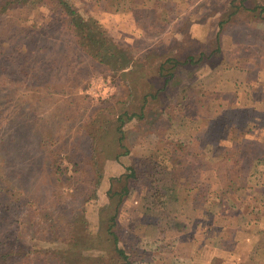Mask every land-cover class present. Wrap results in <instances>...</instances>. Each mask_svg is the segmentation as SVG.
I'll return each mask as SVG.
<instances>
[{
    "label": "rangeland",
    "instance_id": "374dc122",
    "mask_svg": "<svg viewBox=\"0 0 264 264\" xmlns=\"http://www.w3.org/2000/svg\"><path fill=\"white\" fill-rule=\"evenodd\" d=\"M68 1L133 62L91 59L46 4L0 16V202L21 199L18 216V204L7 213L0 203V240L29 215L28 248L94 264L112 243L111 180L132 167L120 246L135 264H209L194 257L213 227L235 223L248 198L253 219L264 211V0ZM97 113L121 124L129 152L117 158L118 130L96 145L100 178L88 128ZM77 214L89 228L75 240L67 229ZM197 221L211 229L193 230Z\"/></svg>",
    "mask_w": 264,
    "mask_h": 264
},
{
    "label": "trees",
    "instance_id": "16d2710c",
    "mask_svg": "<svg viewBox=\"0 0 264 264\" xmlns=\"http://www.w3.org/2000/svg\"><path fill=\"white\" fill-rule=\"evenodd\" d=\"M242 1L244 3L247 0ZM29 4H46L52 7V10H54V13L61 18V21H68L77 45L91 59L113 68H118L117 65L119 63H123L121 66L123 67L124 65H131L133 62L132 56L128 55V52L121 48L122 46L117 44L114 40H112L114 42H111L112 38L107 34L102 25H100L99 21L92 16H83L74 2L68 0H0V16L11 9L21 8ZM241 6L244 7L242 4ZM251 11L257 12L258 10L254 7ZM145 97L148 98V95ZM109 106L112 107L111 105ZM110 107H108L109 110ZM143 110L144 107L142 108V111ZM142 111L140 118L144 119L146 115L144 114V111L143 113ZM150 115L151 113L149 114L148 122H152ZM119 120L120 119H118V121ZM88 128L91 143L94 145L92 150V156L95 159L93 162V171L94 174L100 178V171H102L103 167L99 163V157H101L102 153L96 148V145L105 138H108L111 134H115L118 130L117 134H120L118 138L120 144H117L118 154L116 156L118 158L119 156L127 155L129 152L125 144H122L124 137L121 124L119 125V128L118 126H115L113 118H105V116L103 117L100 113H97V115L88 122ZM171 152H173L171 155L173 165H178V162L174 157V151ZM156 160L157 162L161 161L158 158ZM128 170H130L131 173L115 177L111 180L112 184L109 190L111 205L108 208H104V210L106 209V215L104 218L106 221V234L112 243L107 249L105 255L100 256L94 264H135L137 262L131 257V255H129L125 247L120 246V237L117 232V218L120 212V207L130 192L129 186L131 179L136 176L134 168L131 167ZM239 174L242 175L243 172H239ZM0 192H4V190H0ZM13 200L8 206L4 197L1 198L0 203L5 206V211L7 213L11 212L14 206L21 201L20 198H17L14 202ZM111 207H113V209L110 210ZM19 210L20 206L18 204L17 216L19 215ZM27 216L29 215L24 217L21 216V218L17 220L16 225L18 227H16L14 234H8L4 241L0 240V264H27V262L34 264H70L65 258L61 257L59 252L48 249L28 248L25 235L28 230H32V222ZM49 218L50 214L43 215V219L48 220ZM52 225L53 223H49V227ZM88 228L89 226L86 218L83 215L79 216V214H77L70 218L67 231L68 234L76 240L78 235L85 234L88 231Z\"/></svg>",
    "mask_w": 264,
    "mask_h": 264
},
{
    "label": "crops",
    "instance_id": "0c3cea01",
    "mask_svg": "<svg viewBox=\"0 0 264 264\" xmlns=\"http://www.w3.org/2000/svg\"><path fill=\"white\" fill-rule=\"evenodd\" d=\"M179 181L180 180L177 179L176 176L172 179L173 188L171 191H180L177 184L182 183ZM163 191L166 192L164 189ZM260 197V200L258 197L257 201L261 202L264 200V193H262ZM251 200L253 199L248 198L241 202L244 204L243 207L251 206L248 204L245 205ZM257 206L258 205L255 204L246 212L243 207L238 206L237 210H239V212L236 216V221H234L235 223L229 222L228 224L213 227L212 229H215V231H211V233L214 234V237L209 242V245L212 247L206 244L208 251L205 252V247L204 250L201 249L199 254L195 255V261H202V259H205L204 256L206 255L209 264H217V262H219V264H264V211H262L261 208L256 209L255 211L259 218L256 220L253 219V216H256V213L253 212V208ZM243 211L245 213L241 214ZM199 222L200 221H197V223H190V227L193 228V230L202 228L211 229L204 224H199ZM188 226L189 224L186 225L184 223L181 229L187 230L190 228ZM176 230L179 231L177 228ZM192 244L198 243L192 241ZM189 258L190 256L187 259ZM175 260L178 261V259ZM197 264L199 263L197 262Z\"/></svg>",
    "mask_w": 264,
    "mask_h": 264
}]
</instances>
